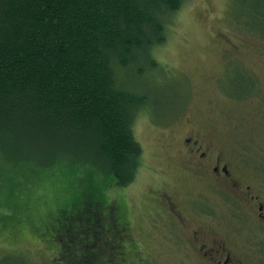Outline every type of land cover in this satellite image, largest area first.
<instances>
[{
  "label": "rangeland",
  "instance_id": "rangeland-1",
  "mask_svg": "<svg viewBox=\"0 0 264 264\" xmlns=\"http://www.w3.org/2000/svg\"><path fill=\"white\" fill-rule=\"evenodd\" d=\"M254 6L264 9V0H186L167 26L166 41L152 52L158 70L135 79L150 98L134 122L142 147L136 178L122 188L96 186L100 179L89 173L96 207L114 209L145 250L131 248L126 264H204L188 241L202 223L190 209L201 202L224 224L237 215L209 177L188 167L184 136L197 135L247 182L264 187V55ZM242 74L252 79V92L234 98ZM86 173L81 167L0 170V264H60L47 235L64 200L83 188ZM162 194L187 212L188 227L176 235L165 225L172 216ZM14 217L23 221L16 224ZM175 241L184 247L175 248Z\"/></svg>",
  "mask_w": 264,
  "mask_h": 264
},
{
  "label": "trees",
  "instance_id": "trees-1",
  "mask_svg": "<svg viewBox=\"0 0 264 264\" xmlns=\"http://www.w3.org/2000/svg\"><path fill=\"white\" fill-rule=\"evenodd\" d=\"M185 1L0 0V170L88 172L54 219L100 205L99 184L135 180L134 122L150 105L135 79L158 70L152 52Z\"/></svg>",
  "mask_w": 264,
  "mask_h": 264
},
{
  "label": "flooded vegetation",
  "instance_id": "flooded-vegetation-1",
  "mask_svg": "<svg viewBox=\"0 0 264 264\" xmlns=\"http://www.w3.org/2000/svg\"><path fill=\"white\" fill-rule=\"evenodd\" d=\"M258 27L264 55L263 19ZM234 85L242 90L231 96L242 98L252 92L253 81L244 74L236 75ZM259 95L264 107V90L259 91ZM180 143L188 167L209 177L215 188H220L233 204V211H239L224 224L226 221L215 217L210 207L195 203L190 213L202 223L191 229L188 241L198 257L204 264H264V187L247 182L245 178L248 176L239 174L227 156L214 152L197 135L184 136ZM162 197L167 213L172 216L169 219L172 224L165 225L176 235L188 227L187 212L182 211L170 196L162 194ZM105 212L90 205L77 216L71 214L65 220L54 219L47 238L57 248L56 257L60 264H126L131 248H136L138 253L145 252L130 237L128 223L115 214L114 209ZM219 227L222 233H219ZM174 247L184 246L176 242Z\"/></svg>",
  "mask_w": 264,
  "mask_h": 264
}]
</instances>
